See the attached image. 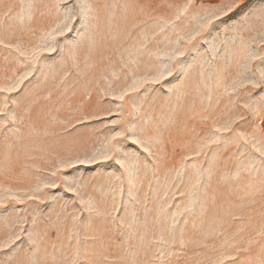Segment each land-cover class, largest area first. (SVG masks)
Masks as SVG:
<instances>
[{
  "label": "rangeland",
  "instance_id": "374dc122",
  "mask_svg": "<svg viewBox=\"0 0 264 264\" xmlns=\"http://www.w3.org/2000/svg\"><path fill=\"white\" fill-rule=\"evenodd\" d=\"M0 264H264V0H0Z\"/></svg>",
  "mask_w": 264,
  "mask_h": 264
}]
</instances>
